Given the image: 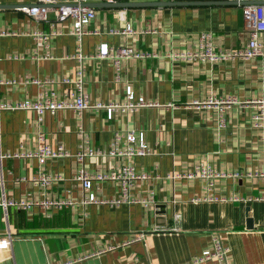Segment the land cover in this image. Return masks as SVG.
<instances>
[{
	"label": "crops",
	"instance_id": "1",
	"mask_svg": "<svg viewBox=\"0 0 264 264\" xmlns=\"http://www.w3.org/2000/svg\"><path fill=\"white\" fill-rule=\"evenodd\" d=\"M38 1L0 0V105L36 101L42 91L66 99L75 82L63 80H74L82 69L91 105L124 101L128 84L151 105L117 110L111 119L104 107L94 106L82 113L67 108L43 115L34 109H0V237H11L0 244V264H217L213 259L194 263L214 233L230 247L236 264H264V200L254 199L264 196V176L246 175L264 172V119L260 126L254 120L264 109V55L223 61L171 56L195 51L205 32L212 33L220 49L243 47L252 28L240 2L85 0L97 12L88 28L98 33L84 36L87 57L80 60L70 21L57 24L60 33L49 39V48L36 38L39 31L49 32L50 25L21 8ZM159 2L192 4H155ZM127 24L134 33H112ZM259 39L264 46V32ZM105 42L113 50L131 46L149 56L123 58L118 80L113 59L97 56ZM229 97L237 102L226 108V126L219 127L218 107L208 101ZM132 131L144 133L151 154L108 153L116 133ZM44 143L62 146L69 155L47 160L52 181L41 186L33 180L39 160L29 153ZM84 147L106 153L80 160ZM119 147L125 149L126 143ZM124 165L147 175L131 186L134 201L83 203L85 191L75 179L80 169L110 174ZM197 165L224 173L215 179L212 196L253 200L210 201L205 179L173 177ZM90 191L99 199L120 198L121 181L95 179ZM152 194L155 202L145 204ZM19 199H71L74 204L51 207L50 217L37 204L31 209L4 205ZM159 205H165L164 214ZM141 233L142 240L137 238Z\"/></svg>",
	"mask_w": 264,
	"mask_h": 264
},
{
	"label": "built area",
	"instance_id": "2",
	"mask_svg": "<svg viewBox=\"0 0 264 264\" xmlns=\"http://www.w3.org/2000/svg\"><path fill=\"white\" fill-rule=\"evenodd\" d=\"M240 2L243 9L244 20L252 28L251 36L248 42L241 48L237 50H223L218 48L213 42L212 33L205 32L201 33L197 43L196 49L193 52H184V53H174L171 56L175 58L183 59H196L201 60H211V61H223L233 58L241 59H253L258 56L264 55V46L262 45L259 39V33L264 32V4L254 3L256 0H237ZM253 1V2H252ZM85 0H70V1H60V0H39L34 5H24L21 10L34 18L40 19L50 25V31L44 32L39 31L35 33L38 40H42L46 44V48H49L48 41L51 37L60 33L57 28L59 22L70 21L71 23V33L75 35L78 46L75 57L80 60H83L87 56L82 51V43L84 36L90 33H98L97 30L90 31L89 25L96 18L97 12L93 7L86 6L84 4ZM50 4H56L55 7H50ZM50 13L54 14V17H50ZM112 33H121V34H130L134 33V29L131 24H127L124 29L112 30ZM51 56L50 52H47L46 57ZM98 57H111L114 61L117 79H121L122 75V59L128 57L134 58H143L149 56L148 53L139 51L131 46H122L116 50H113L108 43H101L99 45ZM64 82H75L74 91L68 93L66 99H58L54 91L47 92L42 91L39 93L36 101L25 100L16 105H0L1 108H17V109H34L38 112L39 115H43L45 111H50L55 113L59 109H75L79 113H82L85 109L89 107H104L107 111V116L111 119L117 110L127 111L135 110L139 107L149 106L151 103L147 102L144 97H136L135 91L131 84L126 85V96L124 101L114 102L110 104H101L96 103L91 105L89 103L88 95L85 92L84 88V71L83 69L78 71L77 76L74 80L70 78H65ZM34 82L43 85V81L35 80ZM47 83L53 82L52 80L46 81ZM209 103H213L218 107V125L219 127L226 126L225 110L231 104L236 103L237 99L235 97H229L227 99H213L211 98ZM264 119V109L259 111L254 115V120L257 122L256 125H262ZM83 129L80 127V133L83 135ZM123 142L126 143V148L122 149L119 147ZM113 147L108 151L111 155L122 154V155H149L151 154V148L146 142L144 133H136L134 131L123 135L121 133H116ZM105 151L93 150L84 147L82 151L78 153L79 159L83 160L85 155H95V154H105ZM20 155V154H16ZM29 155H35L39 160V169L36 172L33 180L38 185L46 186L52 181L51 176L47 174L46 171V162L50 158H56L61 156L69 155V152L64 149V147L59 146L57 149H54L51 145L42 144L39 146L37 151L29 153ZM224 173L219 172L210 165H197L192 171L186 173L174 174L175 178H203L207 181L205 187L207 191V200H253V198H244V197H215L211 195V191L215 186V179L217 177L223 176ZM248 176H264V172L253 174L252 172H247ZM235 176H242V173H235ZM146 174H140L136 172L134 167L130 165H124L118 167L115 171L110 174L98 173V174H89L85 168L80 169L75 175V179L81 181L84 191L85 198L83 203H110V204H120L125 201H134L130 197V188L135 182L136 179L146 178ZM60 178V177H57ZM119 179L121 181V196L113 200L99 199L94 192H91L93 181L104 180V179ZM255 200H264V196H258L254 198ZM196 201L200 199H195ZM145 204L155 202V196L152 194L148 199L143 200ZM40 205L45 209L47 216H51V207L63 208L64 206L73 205L74 202L71 199L65 200H7L4 202L6 206H13L18 209H31L33 205ZM144 233H141L137 238L143 239ZM11 241V237L8 235L4 240L0 237V244H8ZM230 247L226 246L221 238L219 233H214L212 235L211 245L204 249L201 255L196 257L194 263L206 261L213 259L217 264H236L230 256Z\"/></svg>",
	"mask_w": 264,
	"mask_h": 264
},
{
	"label": "water",
	"instance_id": "3",
	"mask_svg": "<svg viewBox=\"0 0 264 264\" xmlns=\"http://www.w3.org/2000/svg\"><path fill=\"white\" fill-rule=\"evenodd\" d=\"M233 2H238L237 0L233 1ZM107 5H115V6H130V3H106ZM156 5H165V4H170V5H176V4H192V2H159V3H155ZM242 4V3H241ZM159 213L160 214H164L165 213V205H159Z\"/></svg>",
	"mask_w": 264,
	"mask_h": 264
}]
</instances>
